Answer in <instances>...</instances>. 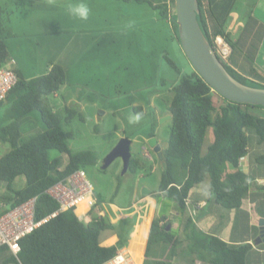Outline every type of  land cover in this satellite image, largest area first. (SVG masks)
<instances>
[{
	"label": "trees",
	"instance_id": "obj_1",
	"mask_svg": "<svg viewBox=\"0 0 264 264\" xmlns=\"http://www.w3.org/2000/svg\"><path fill=\"white\" fill-rule=\"evenodd\" d=\"M120 1L149 3L148 0ZM234 1L198 0L197 19L213 47L214 37L221 35L233 48L232 39L224 27V18L232 9ZM151 6L170 22L172 37L179 42L175 0L155 6L151 3ZM5 33L0 23V66L10 57ZM164 58L179 72L171 57L164 55ZM222 62L236 79L252 86L264 87L263 82L247 81ZM15 72L17 81L0 101V106L8 104L7 113L13 117V121L0 127V144L4 142L8 145L0 155V180L12 192V196H0V201L14 206L36 195L34 209L35 217L39 219L51 214L59 206L46 189L74 170L83 168L84 164L94 163L96 158L91 150L72 152L68 146L67 140L72 138L73 131L65 128V125L72 121L76 110L64 107L53 111L48 102L47 96L55 93L65 81L63 66L51 63L46 72L30 78ZM172 91L167 105L171 124L167 145L158 153L162 170L154 194L173 200L183 208L189 189L208 178L211 194L218 205L229 209L240 208L252 177L239 168V160L247 153L250 132L256 135L258 141L264 140V113L253 110H264V105L236 102L221 96L223 100L216 106L213 101L216 92L195 70L183 74L172 86ZM134 110L142 114L140 107L136 106ZM33 114L38 115L41 129L33 135L24 136L19 120L24 117L28 119ZM209 126L212 128L213 140L203 152L202 145ZM50 149L66 154L67 160L62 163L60 156L49 158ZM260 158L264 160V153ZM138 167L139 159L131 155L128 170L135 172ZM20 175L24 176V185L13 189L11 182ZM94 195L98 204L101 195L96 191ZM165 221V217L151 219L141 264H170L168 259L151 257L153 248L158 244L170 245L171 257L177 252L178 245L184 244L207 264H246L250 244L226 242L198 229L190 217L185 222L183 238L171 228L166 229L168 222ZM105 229H110V224L102 214L94 213L93 207L88 209L84 217L80 216L77 207H72L58 212L23 236L19 240L17 255H13L7 246L0 247V264H105L119 247L126 245L119 236L115 244L102 245L101 234Z\"/></svg>",
	"mask_w": 264,
	"mask_h": 264
},
{
	"label": "rangeland",
	"instance_id": "obj_2",
	"mask_svg": "<svg viewBox=\"0 0 264 264\" xmlns=\"http://www.w3.org/2000/svg\"><path fill=\"white\" fill-rule=\"evenodd\" d=\"M70 2L75 0H0V23L2 25V20L8 16L10 19L8 28L13 31L12 34H4L8 49L10 53L25 62L26 75L44 72L51 61L64 63L67 41L62 18ZM125 5L130 12L138 14L132 3L129 4L131 6L120 0H103L101 3L103 33L97 31L91 33L94 37L92 41L101 47L87 55L88 64L97 72L94 78L92 76L93 79L89 80L90 87L87 89L96 94L91 95L92 98L89 101L88 96L83 94L86 107L82 115L79 118L76 117L69 126L65 125V128L73 131L72 138L67 140L72 152L91 150L95 155L94 163L83 165L88 180L95 191L101 194V201L97 204V209L94 208V213L104 212L103 217L110 224V229L107 231L111 230L126 243H136L144 239L152 217H169L172 212L171 205H176L175 201L154 193L141 195V188L148 183L155 190L162 170L160 156L149 146L148 136L155 134L156 136H152L156 137L161 150L166 147L171 124L170 118H167V105L173 95L172 86L183 74L191 73L194 68L183 49L178 48V41L176 39L174 41L173 32L170 29L167 32V39L158 41L164 51L155 52L154 48H151V52L150 41L151 44L154 41H152L153 36L151 39L148 37V33L144 35L146 38L143 41V48H137L139 46L137 45L138 30L132 27L133 16L119 18L117 29L116 23L113 22L112 26L109 16L122 12ZM263 6L264 0L259 3V6H255L256 14L263 15ZM47 16L49 24L44 25L38 22ZM35 22H37L36 25ZM151 26L153 29V24ZM30 27L44 29L32 33L28 29ZM110 35H116V41L110 42ZM154 38L157 36L154 35ZM164 55L173 59L179 72L166 62ZM71 79L74 83L71 85L73 88L76 86V79ZM83 89L86 90V87ZM59 91L64 93V88L61 86ZM222 100L220 94H213L216 106ZM48 102L55 110L62 108L59 98L52 94L48 95ZM136 106L141 108V120L138 124L130 125L128 123L130 117L137 114L134 110ZM7 108L8 104L0 106V127L13 121V117L7 113ZM253 110L258 113L264 112L260 109ZM19 124L24 136L33 135L41 128L37 114L29 115L28 119L24 117L19 120ZM121 137L131 139L130 152L132 156L139 159L138 169L135 172L127 170L121 173L120 157L115 158L105 169H101L100 165L105 154ZM212 140L213 132L209 126L202 145L203 152ZM254 141V138L250 136L248 145L252 146L255 144ZM7 146L4 142L0 144V155ZM257 150H259L258 154L264 153V141L259 143ZM55 156H60L62 163L67 160L66 154L50 149L48 157ZM250 174L263 176L264 164L252 162ZM24 180L23 175L16 177L11 182V187L21 188ZM8 191L5 183L0 180V196ZM177 209L181 216V209ZM252 217L259 230V220L262 217L259 218L255 214ZM186 253L191 255L190 252H183V254ZM151 257L164 258L165 256H156L152 253Z\"/></svg>",
	"mask_w": 264,
	"mask_h": 264
},
{
	"label": "crops",
	"instance_id": "obj_3",
	"mask_svg": "<svg viewBox=\"0 0 264 264\" xmlns=\"http://www.w3.org/2000/svg\"><path fill=\"white\" fill-rule=\"evenodd\" d=\"M148 1L149 3L124 2V4H128V6H131L129 5L131 3L134 4L132 6H135L133 8L136 9L138 14H133L130 12V10L126 8L127 5H125L122 12H119V14L113 13L109 16L110 23L112 26L113 22L116 23L115 28L117 29L119 18L128 15L133 16L132 27L138 30L137 45L139 46H137V48H143V41L144 38H146L144 35L148 33V37L151 39V36H153L152 41H154L152 44L150 41V49L154 48L155 52H161L164 50L158 41H165L168 36V29H170L171 32H173V29L170 22H168L166 18H163L157 12V10L152 8L151 3L155 6L165 3L167 0ZM227 1L228 0H224V3H227ZM261 1L263 0H235L232 9L224 18V27L229 33L233 42V48H231L228 58V65L246 80L264 83V13L261 15L256 14L255 12V6H259ZM85 2L91 9L90 16L87 21H79L68 15L67 12L62 18L63 25L65 26L64 31L67 41L65 44L66 48L64 53V63H59L65 70V81L61 85L62 88H64V93H60L58 89L52 94L54 97H58L59 102L62 104V108L59 110L64 109V107H71L76 110L77 113L73 117L72 121L76 117L79 118L82 115V111L86 107V100L83 98V94L88 96V101L92 98L91 95L96 94L91 93V91L87 89V87H90L89 80L93 79L97 74L94 68L88 64L87 57L92 50L101 47L99 44L92 41L94 40V37L91 35V33L93 31H97L101 34L103 33V26L101 25L103 13L100 9L103 0H85ZM106 2L109 3L111 1ZM34 19L35 17L33 20ZM47 20L48 16L44 17L42 21L38 22L44 25L46 23L49 24L50 21ZM9 21V17L5 16V18L2 20L1 26L6 33L12 34L13 31L8 28ZM36 24L37 22H35V25ZM152 24L154 26L153 29L151 26ZM28 29L32 33H35L40 32V30H43L44 28L30 27ZM165 30L166 32H164ZM154 35H156L157 38H154ZM173 39L175 41V38ZM109 40L110 42L116 41V35H110ZM179 44L180 43L178 42V48L182 50V47ZM175 47L176 45L174 48ZM109 48L112 49L111 47ZM9 58H13L15 60V64L13 65L14 70L19 72L24 77L30 78L38 75H26L24 72L25 62L22 59L14 56L13 53H10ZM51 63L57 62H49V65L44 72L49 69ZM92 76L93 78H91ZM71 78H74V80L76 79V86L73 88H71L73 83ZM85 84H87V86ZM94 85L96 84L94 83ZM83 87H86V90H84ZM59 94H61V97H59ZM51 106L53 111H59L53 109V105ZM71 122L69 124H71ZM152 135H149L148 138L152 137ZM248 135L249 137L252 136L254 138L255 144H252V146H247V153L239 160V168L243 172L249 174L252 177V181L240 208H235L232 210L229 208L223 209L224 207L218 205L214 201L213 194H211L210 197L203 196L201 193V188L204 185H209V180L207 178L189 189L188 197L185 201V207L180 208L178 204L175 203L176 205H171L172 212L170 213V216L163 217L166 219L165 222H168L166 229L171 228L175 234H178L183 238L185 232V222L190 217L198 229L214 234L226 242L232 244L248 243L251 247L246 255V264H264V240H260L258 242L256 241V238L259 235V230L257 225L253 222L252 217L253 214L259 218L264 217V175L252 176L250 174L252 162L264 164V160H261L260 158V155L263 153L258 154L259 150H257L259 143H262L264 140L258 141L256 135L253 132H250ZM158 184L156 185V189L153 190V187L146 183L144 187L148 189V192L145 195L148 193H155L158 189ZM135 194H137V192ZM10 195L12 196V192L10 190L8 193H2V196ZM176 207L181 209V216H179V212L177 211L178 209ZM77 208L80 210V216L84 217L87 214L88 208L84 205H79ZM101 214L104 215V212L102 211L100 215ZM149 226L142 241L136 243H126L125 245L136 256L140 264L144 259L145 240ZM117 239L118 236L114 232H111V230L107 231V229H105L101 234L102 245L108 246L115 244ZM171 251L172 247L170 245L158 244L153 248L152 253H155L156 256L164 255L165 257L163 259H168L170 264H207L206 262L199 260L197 254L189 251L184 244L178 245L177 252L174 253L172 257L170 256ZM185 251L190 252L191 255L189 253L183 254Z\"/></svg>",
	"mask_w": 264,
	"mask_h": 264
},
{
	"label": "built area",
	"instance_id": "obj_4",
	"mask_svg": "<svg viewBox=\"0 0 264 264\" xmlns=\"http://www.w3.org/2000/svg\"><path fill=\"white\" fill-rule=\"evenodd\" d=\"M214 45L221 60L228 63L230 45L221 35L214 37ZM14 64L15 60L9 58L0 66V101L17 81ZM46 192L58 202L59 206L51 214L39 219L35 217L36 195L14 206L0 201V247L7 246L13 255H17L20 250L19 240L58 212L79 205H84L88 209L92 207L97 209L94 188L83 168L74 170L64 179L47 188ZM105 264H140V262L128 247L122 246Z\"/></svg>",
	"mask_w": 264,
	"mask_h": 264
},
{
	"label": "water",
	"instance_id": "obj_5",
	"mask_svg": "<svg viewBox=\"0 0 264 264\" xmlns=\"http://www.w3.org/2000/svg\"><path fill=\"white\" fill-rule=\"evenodd\" d=\"M175 22L177 25L180 45L192 64L194 70L221 96L236 102L264 105V87L252 86L232 76L214 50L201 29L197 15L199 14L198 0H175ZM171 118V113L167 114ZM131 139L121 137L105 154L100 165L105 169L115 158L122 160L121 173L128 170ZM149 146L160 151L156 137L148 138ZM148 192L141 188V194ZM264 240V217L259 220V235L256 241Z\"/></svg>",
	"mask_w": 264,
	"mask_h": 264
},
{
	"label": "clouds",
	"instance_id": "obj_6",
	"mask_svg": "<svg viewBox=\"0 0 264 264\" xmlns=\"http://www.w3.org/2000/svg\"><path fill=\"white\" fill-rule=\"evenodd\" d=\"M66 12L71 17L79 21H87L90 16L91 9L85 0H75V2H70L66 6ZM141 120V114L137 113L132 115L128 121L130 125L138 124ZM201 193L205 197L211 196L210 185H204L201 188ZM99 213H97L98 215ZM100 215V214H99Z\"/></svg>",
	"mask_w": 264,
	"mask_h": 264
},
{
	"label": "bare ground",
	"instance_id": "obj_7",
	"mask_svg": "<svg viewBox=\"0 0 264 264\" xmlns=\"http://www.w3.org/2000/svg\"><path fill=\"white\" fill-rule=\"evenodd\" d=\"M136 257V256H135Z\"/></svg>",
	"mask_w": 264,
	"mask_h": 264
}]
</instances>
